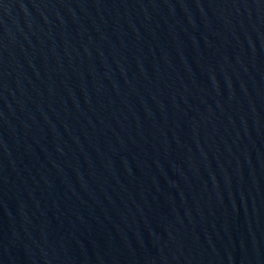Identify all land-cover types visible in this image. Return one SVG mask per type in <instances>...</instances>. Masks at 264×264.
Returning a JSON list of instances; mask_svg holds the SVG:
<instances>
[{"label": "water", "instance_id": "obj_1", "mask_svg": "<svg viewBox=\"0 0 264 264\" xmlns=\"http://www.w3.org/2000/svg\"><path fill=\"white\" fill-rule=\"evenodd\" d=\"M0 264H264V0H0Z\"/></svg>", "mask_w": 264, "mask_h": 264}]
</instances>
